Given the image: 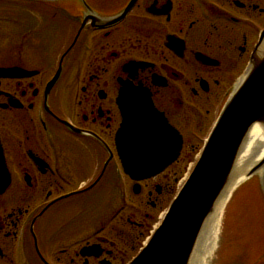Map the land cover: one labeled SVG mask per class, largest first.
<instances>
[{"label":"flooded vegetation","instance_id":"af4514ba","mask_svg":"<svg viewBox=\"0 0 264 264\" xmlns=\"http://www.w3.org/2000/svg\"><path fill=\"white\" fill-rule=\"evenodd\" d=\"M24 3L47 10H14L11 31L23 39L0 62L13 70L0 76L10 178L0 192V264H129L173 201L186 145L207 140L245 74L264 32V0ZM48 16L61 36L45 39L40 56L34 36ZM124 83L141 86L183 138L180 158L141 182L118 150Z\"/></svg>","mask_w":264,"mask_h":264},{"label":"water","instance_id":"95a60500","mask_svg":"<svg viewBox=\"0 0 264 264\" xmlns=\"http://www.w3.org/2000/svg\"><path fill=\"white\" fill-rule=\"evenodd\" d=\"M263 46L264 32L195 168L162 223L130 264H191L206 224L229 187L251 129L256 125L264 129ZM5 71L13 70L0 69V76ZM121 99H124L120 101L123 123L118 135V150L122 166L136 182L153 178L178 160L183 138L153 107L141 86L124 83ZM261 171L259 187L264 197V159L241 185ZM9 180L0 147V192L7 187Z\"/></svg>","mask_w":264,"mask_h":264},{"label":"rangeland","instance_id":"374dc122","mask_svg":"<svg viewBox=\"0 0 264 264\" xmlns=\"http://www.w3.org/2000/svg\"><path fill=\"white\" fill-rule=\"evenodd\" d=\"M22 7H29L34 10L37 9V13H45V11L41 10H47V6L43 4L31 5L24 2L15 3L13 0H0V62L5 57L4 51H14L23 39L21 34L18 36L12 34L13 28L10 23V20L14 18L13 16L17 19V16L14 15V10ZM25 18L26 22H29L26 16L22 17V19ZM49 20V26H47L48 29H43L41 26L37 27L38 34L37 37L34 36L37 43H39V41L43 42L38 46L40 49V56L43 54V51L41 50L43 47H46V40L50 39L52 41L55 40L56 42H59L60 40L61 32L54 33L55 31L51 32L50 29L56 30L61 27L57 25L55 20H52L51 18ZM52 22H56V26L52 25V27ZM23 23H25V21H23ZM40 23L41 21L38 22V24ZM43 31L44 35L41 33ZM14 40H19V42L14 44ZM38 47L36 48L37 51ZM22 49L25 51L24 47ZM51 50H53V55L57 53L59 54L62 50V45L51 46ZM206 137L207 135H203L202 138L204 139ZM203 147V142L186 145L183 158L180 162V167L178 166L181 168V185L179 184L176 193L171 195V200L174 199L172 197H175L182 185H184L191 172V168L199 158ZM192 148H195V151L191 152ZM88 198L89 197H86L85 199L77 198L71 202L87 205ZM105 202L106 200H104V203ZM167 209L168 208L166 207L165 212ZM161 219H156L154 224H158ZM136 254L135 251L130 257H133ZM210 260L211 261L207 264H264V197L262 196L259 187L258 178L249 180L246 184L239 186V188L232 194L222 217L217 248Z\"/></svg>","mask_w":264,"mask_h":264},{"label":"bare ground","instance_id":"6f19581e","mask_svg":"<svg viewBox=\"0 0 264 264\" xmlns=\"http://www.w3.org/2000/svg\"><path fill=\"white\" fill-rule=\"evenodd\" d=\"M264 49V46L262 50ZM264 159V129L254 126L246 140L244 149L240 154L233 178L223 197L216 205L215 211L209 218L200 246L197 248L191 264H207L212 259L219 241L221 223L224 211L232 194L246 180L251 171ZM262 171L254 178L260 179Z\"/></svg>","mask_w":264,"mask_h":264}]
</instances>
